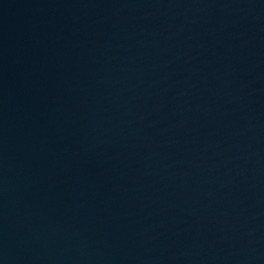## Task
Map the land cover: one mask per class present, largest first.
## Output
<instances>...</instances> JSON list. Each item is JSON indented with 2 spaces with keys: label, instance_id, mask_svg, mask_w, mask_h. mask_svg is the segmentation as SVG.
Here are the masks:
<instances>
[{
  "label": "water",
  "instance_id": "1",
  "mask_svg": "<svg viewBox=\"0 0 264 264\" xmlns=\"http://www.w3.org/2000/svg\"><path fill=\"white\" fill-rule=\"evenodd\" d=\"M0 264H264V0H0Z\"/></svg>",
  "mask_w": 264,
  "mask_h": 264
}]
</instances>
